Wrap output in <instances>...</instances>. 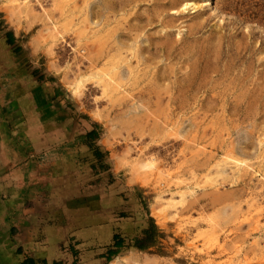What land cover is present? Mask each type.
Wrapping results in <instances>:
<instances>
[{
  "label": "rangeland",
  "instance_id": "374dc122",
  "mask_svg": "<svg viewBox=\"0 0 264 264\" xmlns=\"http://www.w3.org/2000/svg\"><path fill=\"white\" fill-rule=\"evenodd\" d=\"M12 62L5 85L43 81L51 125L92 128L88 151L70 149L81 174L53 191L59 231L31 247L61 237L43 264H264V0H0V72ZM99 154L109 202L97 174L81 182Z\"/></svg>",
  "mask_w": 264,
  "mask_h": 264
},
{
  "label": "crops",
  "instance_id": "0c3cea01",
  "mask_svg": "<svg viewBox=\"0 0 264 264\" xmlns=\"http://www.w3.org/2000/svg\"><path fill=\"white\" fill-rule=\"evenodd\" d=\"M8 47L3 52H8ZM13 64L16 63L7 66L6 74L0 72V264H32L31 259H36L33 264H43L41 258L50 256L52 250L54 255L62 254L59 251L62 248L61 237L50 247L41 246L36 252L32 248L42 241L49 240L50 244V239L44 235L55 227L60 229L59 224L49 222L53 219L52 201L57 200L52 197L53 191L61 190L68 176L81 174L72 171L69 166L70 149L88 151V134L92 128L82 129L80 121H77L68 133L65 124L51 125L50 112L52 108L56 111V107H46L45 103L51 96L43 81L27 78L21 79L18 87L5 85V81L13 79ZM30 84H34L37 95L41 97L36 104L38 107H30L26 102L28 95L25 96L23 90ZM59 108V113L65 115V108ZM35 109H42V116L39 120H30L28 113ZM40 139L46 146L37 148L36 142ZM109 159L103 154L96 162L86 160L87 166L97 163L102 170H96L95 174L81 181L82 184L89 183L91 177L97 174L102 183L94 190L102 191V194L106 191L103 197L106 200L114 199L113 186L109 191L108 180L102 181L109 172H114V169L102 168ZM115 233L113 224V236Z\"/></svg>",
  "mask_w": 264,
  "mask_h": 264
},
{
  "label": "bare ground",
  "instance_id": "6f19581e",
  "mask_svg": "<svg viewBox=\"0 0 264 264\" xmlns=\"http://www.w3.org/2000/svg\"><path fill=\"white\" fill-rule=\"evenodd\" d=\"M189 4H190L189 1H187V2L182 3L181 6L185 9L188 7ZM83 85H84V79L83 78H82V81L72 83L71 84L72 93L76 96L81 95V93L83 92ZM231 158H233V157H231ZM233 159H235L234 162L236 163L237 166H241V164L245 161L243 158H240V157H235ZM227 162L228 161H226L223 164V167L218 171L219 175H223L226 173L227 169L225 168V164ZM151 166L152 165L145 163V164L140 165L139 168H142L145 170ZM171 198H173V197H171ZM185 200L186 199H185L184 195H182V198L179 200H174V198H173V199L167 200L166 202H163V201L162 202H163V204L168 205V206H172V207H174L175 210H177L178 209L177 207L179 205H183L185 203ZM210 224H212V223L210 222ZM113 264H115V263H113Z\"/></svg>",
  "mask_w": 264,
  "mask_h": 264
},
{
  "label": "trees",
  "instance_id": "16d2710c",
  "mask_svg": "<svg viewBox=\"0 0 264 264\" xmlns=\"http://www.w3.org/2000/svg\"><path fill=\"white\" fill-rule=\"evenodd\" d=\"M14 38V37H13ZM15 39V38H14ZM24 104V102H22ZM152 229L150 227L148 228H145L144 231L142 232V234L140 236H137L134 240H133V243H134V246H137L139 248H144L148 245L151 237H152ZM116 239L120 237L119 234H116L115 235ZM123 241V239H119L116 241V244L120 245L121 242ZM123 243V242H122ZM33 264V262H36V259H31L30 260Z\"/></svg>",
  "mask_w": 264,
  "mask_h": 264
}]
</instances>
